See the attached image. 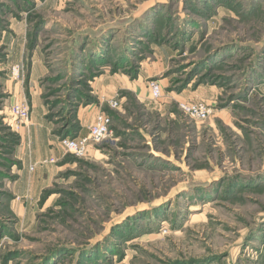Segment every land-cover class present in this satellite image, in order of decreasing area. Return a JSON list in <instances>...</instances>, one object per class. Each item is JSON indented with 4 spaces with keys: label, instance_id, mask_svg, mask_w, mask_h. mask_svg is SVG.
I'll return each mask as SVG.
<instances>
[{
    "label": "rangeland",
    "instance_id": "rangeland-1",
    "mask_svg": "<svg viewBox=\"0 0 264 264\" xmlns=\"http://www.w3.org/2000/svg\"><path fill=\"white\" fill-rule=\"evenodd\" d=\"M140 70L162 117L131 91L94 93L103 72ZM36 101L42 149L62 156L16 195L32 122L13 130L7 113ZM197 101L209 120L178 107ZM87 105L110 135L78 159L55 131ZM0 264H264V0H0Z\"/></svg>",
    "mask_w": 264,
    "mask_h": 264
},
{
    "label": "crops",
    "instance_id": "crops-1",
    "mask_svg": "<svg viewBox=\"0 0 264 264\" xmlns=\"http://www.w3.org/2000/svg\"><path fill=\"white\" fill-rule=\"evenodd\" d=\"M162 51H165V52H162ZM161 52L165 53V55H169L170 49L166 45H161L160 47H156L154 49L152 55L159 53L160 55L165 56ZM142 69H144V67H142ZM141 70L139 72L138 79H136L134 82L126 81L123 79L120 80L118 74L109 75L107 72H103V74L95 78V81L93 83L94 93L100 96L112 98L120 90L131 91L137 97V101L139 104L146 107V109L155 112L158 115V117H162L166 113V110H165L166 102L163 101L165 103L161 104L162 103L161 101L160 104H154L149 100V94H148L146 85L142 83V81H145L146 78L144 79V77H146L147 75L145 76L144 72H142V75H141ZM32 72H31V77H33ZM120 81L124 82V84L121 87H120ZM210 95L212 96V92L208 94V96ZM202 98L209 99L203 96ZM37 105L39 108L38 110L39 114L38 115L34 114V116L31 114L32 127L27 130V135H28V137L26 138V141L28 142L27 146L23 145L24 143L22 139V146L24 148V152H26L27 154H24L22 157H20L22 158L23 161H22V169L19 174L17 185L20 186L21 189L16 195H22V193L25 194L31 191L34 184H36V182L41 178L40 169L35 168V167L33 169V172L35 171L36 174L33 176H31V174H28L29 172L28 167L30 165H32L34 162H37L38 160L42 158L48 157L47 153L49 154V156L54 155L57 158L62 156L58 146H56V148L54 149V152H52L51 150H47V153H46L45 152L46 150L44 151L42 149L44 148V145L45 146L51 145L50 140H49L50 137L48 138L49 131H50L49 130L50 123L48 124L44 123L43 118L46 114V111L42 103L37 102ZM100 109L101 107L99 105L98 106L97 105H87V106H81L80 108H78L77 118L80 124V130H79L78 136L84 137L87 135V132H88L87 128L93 122L96 114L100 112ZM40 122L43 125H40ZM39 128L41 129V131H39ZM40 132H41L40 136H42L43 141L41 140L39 141V139L37 138L39 136L38 133ZM44 140H46V143Z\"/></svg>",
    "mask_w": 264,
    "mask_h": 264
},
{
    "label": "built area",
    "instance_id": "built-area-1",
    "mask_svg": "<svg viewBox=\"0 0 264 264\" xmlns=\"http://www.w3.org/2000/svg\"><path fill=\"white\" fill-rule=\"evenodd\" d=\"M147 90L149 100L154 104H160L162 99V86L159 82L150 80L147 82ZM111 109H118L119 103L115 100L107 102ZM179 109L188 117L195 121L205 122L209 120L213 113V108L210 104L204 101L197 102H181L178 105ZM9 122L13 130L19 131L26 129L31 124V112L27 104L22 102H14L9 106L8 113ZM111 117L99 112L94 117L93 122L88 126L87 135L84 137L77 136L75 138L65 137L59 140V147L63 154L71 155L78 159H85L94 151L98 153L96 147L104 143L110 135ZM54 158H45L38 165L44 166L55 163ZM35 166H30L32 172Z\"/></svg>",
    "mask_w": 264,
    "mask_h": 264
},
{
    "label": "trees",
    "instance_id": "trees-1",
    "mask_svg": "<svg viewBox=\"0 0 264 264\" xmlns=\"http://www.w3.org/2000/svg\"><path fill=\"white\" fill-rule=\"evenodd\" d=\"M103 55V57L104 56H108L106 53H103L102 54ZM99 58H102V56H98V57H96V58H94V59H91L92 60V65H98V64H100V63H102L103 64V62H104V60L102 61V62H99L98 63V59ZM103 59V58H102ZM204 63V62H203ZM114 72H116V71H114ZM137 76H138V73H136V72H134V74L133 75H130V79H136L137 78ZM94 101V100H93ZM92 101V102H93ZM76 108H74V110H75ZM73 114H74V120H75V122L72 124V125H70V129H67V128H62V129H57L56 131H55V134L57 135V136H61L62 138H65V137H70V138H75V137H77L78 136V134H79V130H80V126H79V123H78V121H77V117H76V112H73Z\"/></svg>",
    "mask_w": 264,
    "mask_h": 264
}]
</instances>
